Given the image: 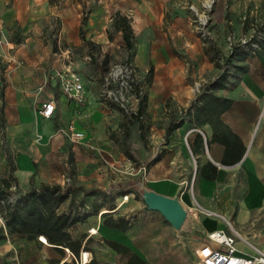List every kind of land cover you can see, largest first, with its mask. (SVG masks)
Instances as JSON below:
<instances>
[{
  "label": "rangeland",
  "instance_id": "rangeland-1",
  "mask_svg": "<svg viewBox=\"0 0 264 264\" xmlns=\"http://www.w3.org/2000/svg\"><path fill=\"white\" fill-rule=\"evenodd\" d=\"M36 1L35 13L31 12L29 18L17 20L13 26L5 27L7 40L20 43L30 37V42L50 45L47 59L51 63L69 54L72 67L81 73L89 94V99L79 103L82 110L91 111L87 120L82 121L87 132L86 139L77 143L78 159H73L69 176L62 184L64 189L74 185L83 188L70 189L72 193L57 208L59 212L72 211L75 215L86 216L68 231L91 230L94 220L104 207L109 209L105 212H109L121 202L123 196L125 199L129 195L120 211L124 218L133 222L130 228L133 232L132 242L126 245L105 239L100 233L90 232L92 235L85 242L87 249H84L88 251L87 262L95 258L98 264H129L134 263L132 254L136 253L145 264H192L201 239V234L197 233L199 231L185 235L184 238L180 236V232H186L182 229L186 221L180 229H173L159 210L149 208L144 193L148 188L159 187L166 178L177 179L182 182V190L187 188L190 201L195 199L196 204L193 201L190 204H193V212L196 217L199 214L202 222L211 212L198 202L201 179L199 171L202 167L199 166L196 152L189 149L193 145L187 143L182 132L179 136L181 143L163 152L157 150V140L166 143V131L170 123L189 121V109L178 101L177 96L179 94L182 97L181 93L190 83L197 95L200 93L195 89L196 84H201L200 91L205 88L208 82H195L190 76L191 69L198 61L209 59L215 65L223 66L231 62L237 53L258 56L264 51V44L255 53L239 48V42L245 35L251 37L255 30L263 27L264 0ZM61 9L65 10L60 12ZM64 11L80 20L76 31L82 43L71 46L69 50H61L66 45ZM92 12L101 13L104 19L107 18L108 37L112 36L110 38L117 33L115 24L119 20L118 14L127 16L134 32L133 46L125 50L118 47L108 50L102 43L88 41V18ZM132 14L137 15L143 24L139 38L135 36L138 27L134 19L129 17ZM82 26L83 33L80 31ZM188 41H197V44L192 47ZM172 59L174 64L170 69ZM126 62L133 68V77L129 78L127 84L121 76L110 77L119 64ZM157 74L161 78L158 85L155 84ZM167 81L174 87L173 95L169 98H166ZM121 96L125 97L124 106L118 101ZM172 105L174 113L170 114L167 108L170 109ZM95 112L100 117H93ZM159 160L161 162L157 163ZM12 168L10 163V170ZM15 183H12L8 194L0 193V254L6 251L34 252L36 242L40 241V236L28 238L21 233L10 234L4 224L3 196L16 202L23 194ZM226 183L235 186V190H246L244 177L235 176ZM84 188H101L103 192L87 195ZM218 215L224 224L230 220L246 236L247 239H243L240 246L248 254L264 252V206L254 209L250 219L242 224L236 220V210L224 209L223 213L218 211ZM186 220L191 221V217ZM82 250L81 247L78 257L67 249L56 252L74 264H86L81 259ZM26 261L27 264H39L34 259ZM2 262L19 264L18 259L11 257L5 261L0 259V264Z\"/></svg>",
  "mask_w": 264,
  "mask_h": 264
},
{
  "label": "crops",
  "instance_id": "crops-1",
  "mask_svg": "<svg viewBox=\"0 0 264 264\" xmlns=\"http://www.w3.org/2000/svg\"><path fill=\"white\" fill-rule=\"evenodd\" d=\"M36 2V0H0V175L12 174L18 188L23 192L43 184L65 183L73 159H78L79 147L65 136L62 129L74 122L75 126L87 135L82 121H86L91 114L90 110H82L79 103L69 99L58 83L55 72L66 67L68 60L65 56L51 63L47 59L51 51L50 45L30 42L28 40L30 37L20 43L7 40L5 27L13 26L17 20L29 18L31 12L35 13ZM63 10L65 9H61L60 12ZM63 15L66 24L64 32L66 45L61 50H69L71 46L82 43L76 31V25L80 20L68 11H64ZM129 17L134 19L135 26L138 27L135 36L139 38L143 24L137 15L132 14ZM87 29L88 41L102 43L108 50H115L116 47L126 49L122 31H117L113 38L108 37L107 18L104 19L101 13H91ZM187 43L193 47L197 41ZM138 45L141 48L140 41ZM231 60L223 66H217L214 61L202 59L190 71V76L195 82L210 84L216 81L220 84V87L210 91L209 94L230 100V106L222 112H214L210 109L207 111L208 119L202 122L197 120L196 113L202 112L197 108L203 102L197 103L198 95L192 83L188 84L181 93L182 97L178 94L177 99L184 107H188L189 121L169 133L165 144L160 140H157L159 142L156 144L159 152H163L166 148L171 149L177 143H181L179 136L182 132L189 144L194 146L197 133L202 134L204 142L194 151L199 166L203 168L211 161L218 168L215 179L206 178L202 175V169L199 171L201 179L198 202L203 208L211 211L208 213L209 216L202 222L199 220V214L195 216L193 204L190 203L193 201L196 204V201L195 199L190 201L187 188L182 190V182L176 181L177 179L166 178L159 187L147 189L180 199L188 212L187 217H191V221L185 220L186 226L182 229L186 232H180V236L184 238L185 235L199 231L197 233L201 234V239L197 248L204 241L206 231L223 228L226 225L218 215V211L223 213L224 209L236 210V220L242 224L250 219L254 209L264 206V51L258 56L237 53ZM173 64L172 59L170 69L173 68ZM224 72L227 73V77L220 79ZM160 79L157 74L155 84L158 85ZM173 92V85L167 81L166 98L173 95ZM87 96L89 99V94ZM206 98L208 99V96ZM51 100L55 101L56 110L53 116L46 117L41 113V109ZM193 104H197V108L192 109ZM167 111L173 114V105L170 109L167 108ZM93 117L100 116L95 112ZM218 118L223 122L225 130L232 131L233 139L236 137L246 147L242 159L234 165H218L222 164L226 153V143L220 140L223 134L222 128L216 124ZM189 149L192 151L191 146ZM187 153H189L188 149ZM159 162L161 160L157 163ZM10 163L13 165L12 170ZM235 176L245 178V191L235 190V186L231 187L226 183L229 178ZM220 184L222 186L219 188ZM219 205L222 207L219 208ZM120 209L119 202L109 212L101 210L93 224L98 229L96 233H100L105 239L130 245L133 235L130 228L133 222L124 218ZM108 217L116 221L124 218L128 221V228L123 230L107 225L105 220ZM91 219L90 217L89 221ZM173 229L176 228L173 226ZM237 229L241 232L239 228ZM80 231L82 232L78 230L70 232L74 239L82 240L83 248L92 234L90 230ZM241 234L243 237L244 234L242 232ZM243 239L247 238L243 237ZM243 239L237 244L239 253L249 255L245 248L240 246ZM36 243L34 252L6 251L0 254V259L5 261L11 257L18 259L19 264H27V259L37 260L39 264H74L72 260L63 258L62 254L56 252L59 250L53 244L43 242L41 239ZM138 251L141 252L140 249ZM70 252L73 253L71 250ZM9 254L11 255L8 256Z\"/></svg>",
  "mask_w": 264,
  "mask_h": 264
},
{
  "label": "trees",
  "instance_id": "trees-1",
  "mask_svg": "<svg viewBox=\"0 0 264 264\" xmlns=\"http://www.w3.org/2000/svg\"><path fill=\"white\" fill-rule=\"evenodd\" d=\"M119 20L116 21L115 29L123 32V38L126 47L130 49L133 46L134 32L131 26L130 20L127 16L120 15ZM120 21L122 23H120ZM83 33V26L80 30ZM110 37H112L110 35ZM227 77V73L224 72L220 79ZM220 87V84L210 83L207 84L204 90L198 95V102H203L202 105L198 106L193 104V108L201 109V113H196L197 120L208 119L207 114L210 109L214 112H222L230 106V100L226 98H220L209 94L210 91ZM208 96V99L206 98ZM184 123V120L179 122H172L167 127V133H171L174 129L180 127ZM216 124L222 128V137L220 140L226 143V153L222 161L223 165H234L240 161L245 153L246 147L235 137L232 131L225 130L223 122L218 118ZM232 140V141H231ZM231 141V142H229ZM204 142V137L201 133H197L195 138V144L192 146L193 152L197 149L200 144ZM217 166L211 161L207 162L202 168V175L209 179H215L217 175ZM16 180L12 174L7 176L0 175V193L8 194L12 183ZM16 184V183H15ZM83 188L82 186L74 185L67 189L61 184H43L40 187H32L30 190L23 192L20 198L16 202L9 201L7 196H3L5 202V211L2 216L5 220V224L10 234L21 233L28 236V238H36L38 236H45L49 243L53 244L59 251L64 252L65 248H69L77 257L79 256L82 240L80 238L74 239L68 229L78 221L82 220L86 214L82 216L75 215L72 211L70 212H59L57 210L59 204L65 201L72 193L70 189ZM84 191L87 195H95L102 193L101 188L86 189ZM136 192L135 190H133ZM105 223L109 226L126 230L128 228V221L124 218H120L116 221L114 218H108ZM117 244L116 242H112ZM125 249H129L127 246H123ZM87 249L85 245L83 247ZM132 257L134 263L129 264H145V261L133 253ZM86 264H98L96 259L93 258Z\"/></svg>",
  "mask_w": 264,
  "mask_h": 264
},
{
  "label": "built area",
  "instance_id": "built-area-1",
  "mask_svg": "<svg viewBox=\"0 0 264 264\" xmlns=\"http://www.w3.org/2000/svg\"><path fill=\"white\" fill-rule=\"evenodd\" d=\"M264 44V24L255 30L251 37L244 36L239 42V48L245 52L255 53L257 49H261ZM70 55L66 56L68 63L64 69H59L55 72L58 78V83L62 88L63 93L71 100L81 103L87 100V92L82 75L72 67ZM133 68L126 62L119 64L115 72L110 74V77L116 78L121 76L128 83L131 78ZM115 75V76H114ZM133 77V76H132ZM110 81V78H108ZM196 91L201 93V84H196ZM125 97L121 96L118 101L125 105ZM139 101V98H137ZM56 103L54 100L47 102L41 109V113L46 117L54 115ZM62 131L65 136L73 143H79L84 140L86 134L79 130L74 122L65 126ZM187 143L189 144L188 140ZM190 145V144H189ZM223 228H217L205 232V239L196 249V259L192 264H264V252L259 251L249 255L239 253L238 242L243 239L241 232L236 229L230 220H227Z\"/></svg>",
  "mask_w": 264,
  "mask_h": 264
},
{
  "label": "water",
  "instance_id": "water-1",
  "mask_svg": "<svg viewBox=\"0 0 264 264\" xmlns=\"http://www.w3.org/2000/svg\"><path fill=\"white\" fill-rule=\"evenodd\" d=\"M144 199L149 208L159 210L176 229L182 227L188 212L178 197L168 196L151 189L145 191Z\"/></svg>",
  "mask_w": 264,
  "mask_h": 264
},
{
  "label": "bare ground",
  "instance_id": "bare-ground-1",
  "mask_svg": "<svg viewBox=\"0 0 264 264\" xmlns=\"http://www.w3.org/2000/svg\"><path fill=\"white\" fill-rule=\"evenodd\" d=\"M129 197H130V196L127 195L126 198L124 199V196H123V199H122L121 202H120V206L123 204V202H125L126 200H128ZM105 210H109V209H107L106 207H104V208L102 209V211H105ZM90 231H91V233H96L98 230H97L96 227H93ZM243 237H246V236L243 235ZM40 239H41L43 242L49 243L48 240H47V238H46L45 236H43V235L40 236ZM66 249H67L68 251H70L68 248H66ZM81 259H82V262H84V263L88 261L89 256H88V252H87V251H85V250L82 251Z\"/></svg>",
  "mask_w": 264,
  "mask_h": 264
}]
</instances>
